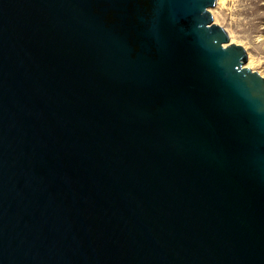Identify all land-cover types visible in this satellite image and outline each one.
<instances>
[{
  "label": "water",
  "instance_id": "95a60500",
  "mask_svg": "<svg viewBox=\"0 0 264 264\" xmlns=\"http://www.w3.org/2000/svg\"><path fill=\"white\" fill-rule=\"evenodd\" d=\"M215 3L0 0V264H264V76Z\"/></svg>",
  "mask_w": 264,
  "mask_h": 264
},
{
  "label": "rangeland",
  "instance_id": "374dc122",
  "mask_svg": "<svg viewBox=\"0 0 264 264\" xmlns=\"http://www.w3.org/2000/svg\"><path fill=\"white\" fill-rule=\"evenodd\" d=\"M213 10L235 43L246 48L254 70L264 76V0H228L224 7Z\"/></svg>",
  "mask_w": 264,
  "mask_h": 264
},
{
  "label": "bare ground",
  "instance_id": "6f19581e",
  "mask_svg": "<svg viewBox=\"0 0 264 264\" xmlns=\"http://www.w3.org/2000/svg\"><path fill=\"white\" fill-rule=\"evenodd\" d=\"M227 1L228 0H216V3H215V5H213L212 7H218V8H220V7H224L226 4H227ZM214 8H210V11L212 12V15H213V22H215V23H217V24H219L218 23V21H217V19H216V17H215V14H214ZM220 25V24H219ZM228 43H235V40H234V38L229 34V41H228ZM228 43H226V44H228ZM246 49V48H245ZM247 58H248V62H245V66H247V67H249V68H251V69H254V66L252 65L253 63H252V59H250L249 58V55L247 56ZM260 73V72H259ZM260 74H262V73H260ZM263 75V74H262Z\"/></svg>",
  "mask_w": 264,
  "mask_h": 264
}]
</instances>
